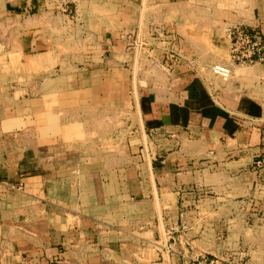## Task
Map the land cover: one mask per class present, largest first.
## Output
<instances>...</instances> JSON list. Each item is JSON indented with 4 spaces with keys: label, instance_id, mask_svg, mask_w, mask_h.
<instances>
[{
    "label": "crops",
    "instance_id": "0c3cea01",
    "mask_svg": "<svg viewBox=\"0 0 264 264\" xmlns=\"http://www.w3.org/2000/svg\"><path fill=\"white\" fill-rule=\"evenodd\" d=\"M65 1L1 8L0 264H264V60L164 72L172 34ZM212 1L264 36V0Z\"/></svg>",
    "mask_w": 264,
    "mask_h": 264
},
{
    "label": "rangeland",
    "instance_id": "374dc122",
    "mask_svg": "<svg viewBox=\"0 0 264 264\" xmlns=\"http://www.w3.org/2000/svg\"><path fill=\"white\" fill-rule=\"evenodd\" d=\"M3 1L0 0V13ZM97 2L100 3L96 5V10L100 13L105 11L110 15L116 9L126 10L134 20V27L130 25V29L146 31L157 28L168 35H173L172 44L164 45L162 51L148 56L149 59L157 58L160 63L158 67L164 72L171 67L182 65L190 72H199L209 77L215 74L216 68L225 67L229 61L233 62L226 31L229 24L222 20L225 18H220L221 5L215 4L212 0H206L205 3H199L197 0H97ZM75 3L74 0L61 4V13L66 14L71 20L78 13V4ZM6 24V19L1 17L0 41L4 38L3 30L7 28ZM142 45L148 47V44ZM144 61L145 59L142 60V64ZM143 68L146 70L148 67ZM152 71L156 70L153 68Z\"/></svg>",
    "mask_w": 264,
    "mask_h": 264
},
{
    "label": "built area",
    "instance_id": "2783aa9c",
    "mask_svg": "<svg viewBox=\"0 0 264 264\" xmlns=\"http://www.w3.org/2000/svg\"><path fill=\"white\" fill-rule=\"evenodd\" d=\"M226 31L230 42V57L234 63L249 65L264 60V36L250 32L241 24H230ZM214 73L226 80L230 71L220 67L216 68ZM254 165L257 168H264V154L255 160ZM181 264H220V260L202 254H182Z\"/></svg>",
    "mask_w": 264,
    "mask_h": 264
}]
</instances>
